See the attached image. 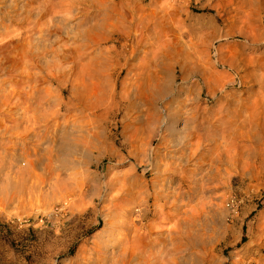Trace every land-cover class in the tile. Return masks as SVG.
<instances>
[{
	"label": "rangeland",
	"instance_id": "1",
	"mask_svg": "<svg viewBox=\"0 0 264 264\" xmlns=\"http://www.w3.org/2000/svg\"><path fill=\"white\" fill-rule=\"evenodd\" d=\"M124 1L128 38L121 40L114 36L102 44L81 41V58L77 53L78 65L71 68L73 75L70 73L67 78L45 71V89L52 91L45 105L51 106L57 96L63 103L58 134L71 132L69 137H75L78 144V153L72 149L75 155L67 156L76 165L59 162L53 170L63 180L62 187L67 185L64 179L69 173L78 171L76 181L81 184L76 195L80 201L69 204L68 201L72 202L69 196L63 199L59 197L61 193L49 190L46 201L37 194V197L26 195L24 199L15 197L8 204L0 203V264H90L100 259L96 252L100 248L112 250L111 239L120 231L112 236L109 230L114 225L121 228L138 218L140 227L151 225L153 232L165 238L168 228L176 218H181L184 210H191L190 216L195 217L190 233L193 240L187 247L181 243L177 246V256L187 264H197L196 261L198 264H264V131H259L255 138L250 137L247 127L233 133L229 128L223 131L217 126L213 129L217 133L215 137L234 134L233 149L239 150L236 160L219 163L220 176L204 181L203 185L190 182L184 183L186 187L175 182L167 190L165 183L163 195L169 196L166 206L162 205L163 198L150 197L154 189L161 188L156 167L163 168L165 162L178 156L177 142L186 116L213 122L222 117L238 125L241 120L236 117L237 111L247 117L255 110L264 120V0ZM54 38L55 35H50L45 46L49 47ZM160 39L170 42L166 41L169 50ZM70 43L68 39L65 45ZM104 50L112 51V55L121 50L126 53L120 61L103 54L109 61L99 68V52ZM45 58L54 60L51 54ZM72 62L65 59L63 67H72ZM163 62L173 64L171 76L162 69ZM101 69L109 71L113 78L112 96L103 102L95 99V90L90 86L84 89L79 84H65L78 73H95ZM152 77H165L168 84L164 95L155 101L149 100L154 89L147 80ZM18 79L15 84L22 85ZM133 81L138 85L131 86ZM127 92L129 98L124 96ZM165 107L180 110L172 124L175 131L170 130L171 121H163ZM151 111L158 125L150 133L137 131L138 135L135 126L145 121ZM203 146L206 149L207 142ZM0 153L4 155L5 151ZM20 153L16 152L11 169L9 161L5 163L0 178L7 173L15 176L14 170L25 165ZM194 162L189 160L185 170L192 169ZM41 172V167L35 170ZM109 180L117 184L111 192L106 188ZM186 189L189 209L181 210L179 202L175 203L177 207L170 208L175 193ZM42 190H48V185L43 184ZM14 191L15 188L11 189ZM131 192L136 193L134 199L130 198ZM19 200H24L27 208L16 209ZM123 201L124 207L131 209L130 215L122 218L116 214L114 218L112 209L122 206ZM157 208L162 212L153 214ZM169 212H174L173 217L166 215ZM199 242L200 250L196 249ZM187 253L198 257L187 260Z\"/></svg>",
	"mask_w": 264,
	"mask_h": 264
},
{
	"label": "bare ground",
	"instance_id": "2",
	"mask_svg": "<svg viewBox=\"0 0 264 264\" xmlns=\"http://www.w3.org/2000/svg\"><path fill=\"white\" fill-rule=\"evenodd\" d=\"M19 3H21L20 6H18ZM125 6L126 2L124 0H0V151H5L4 155L0 153V170L5 168L4 165L8 161V168L11 169V166L15 162V154L17 151H20L21 153L19 156L26 160L24 166H18L16 170H14L15 176L6 172L7 174H5L4 178H0V203L8 204L9 201L15 200V197L24 199L26 195L27 197L30 195H36L37 197V194L46 201L49 196V190L61 193L59 197L63 199L69 196L68 200H72V202L68 201L69 204L80 201L79 196L76 195L78 184H81L79 180V182L76 181L77 177L75 174L78 171L76 172V169L74 170L75 172L69 171V175L66 174L68 175L66 177L67 179H64L67 185L62 187L63 180L59 177V174L53 170L55 164L59 162L67 164L69 162L71 166L72 164L76 165L75 161L70 160L67 156L68 153L74 154V151L78 153V144L75 137H69L71 132L58 134L59 122H61L59 119L61 116L59 111L63 103L57 96L51 106L45 105L49 101V98L52 97V91L45 89V71H49L47 74L55 73V77L58 78H64L65 76L67 78L70 73L73 75L71 68L78 65V61L76 60L77 53L79 54V58H81V41L102 44L108 42L109 39H112L114 36L121 40L128 38L127 33L129 27L126 25ZM50 35H55L56 38L52 41L50 40L51 43L48 47L45 46V41H48L46 39H49ZM160 36H163V34ZM68 39L71 40V43L65 45ZM160 40L161 42H159L166 48L168 40H166L167 42L163 39ZM139 44L138 42L137 45ZM167 48L169 50V47ZM112 53L113 52L110 50L99 52V68L105 67V64L108 63V56H113V58H116V61H120L125 57L126 52L121 50L116 51L113 55ZM47 54H51L54 60L46 59L45 56ZM103 54L108 56L104 58ZM65 59L73 61L72 67H63ZM162 65V69L169 73L168 76H171L173 64L163 62ZM17 78L23 83L22 85L17 86L15 84ZM111 79H113L111 73L101 69L97 70L95 73L94 71H83L82 74L78 73L73 79L66 80L65 84H79L82 85L84 89L90 86L95 90V99L103 102L104 99H110L112 96ZM166 81L165 77L164 79L152 77L147 80L148 86L154 89L152 93L150 92L149 100L155 101L164 95L163 93L165 89L167 90L168 85ZM133 85L137 86L138 83L133 81L131 86ZM123 89L126 92V87ZM124 96L125 98H129L128 92L124 93ZM89 97L90 96H88V98ZM177 108L165 107L162 115L164 118V120L162 119L163 121L169 120L172 122L169 124L170 130L171 128L173 130L175 129L172 124H175L178 114L180 113V110H177ZM239 112L240 111H237L236 114V117L241 120V123L238 125H236V121L224 120L222 117H217L214 122L212 120L210 121L208 118H202L203 120L199 121L194 116L189 117L187 114L188 116L184 118V125L180 130L181 137L178 139V142L177 139L175 141L177 144H180V148L177 151L178 156L175 157L173 155L175 159H170L171 161L168 160L165 162L163 168H160V166L156 167L158 176H161V178L159 177V181L162 183L160 184L161 186H159L161 187L160 189L152 190L153 192L150 194V197L155 200L163 198L165 201L163 200L164 202L162 205L164 206L169 200L168 195H163V191H166L165 183H168L166 188L168 190L175 182H177L179 186L190 182H199L203 185L205 183L204 181L207 182L208 180H214L215 177H219V163L224 160L229 162L234 161L238 155L237 152L239 150L235 151L233 149L236 145L233 143L235 138L233 133L235 130H239L242 126L247 127L250 132V137L252 135V137L255 138L259 131H264V120L260 118L261 114L258 116L257 111L253 110V112L249 113V116L242 117ZM154 115L155 114L151 111L147 114L145 121H139L138 126H135L136 132L144 131V133H150L151 130L158 125V122L154 120L155 117L153 118ZM233 116L234 115H232V117ZM205 123L206 126H204ZM216 123L218 124L215 125ZM217 126L223 131H227V128H229L233 131V133H231L232 136L229 137V132L227 138L223 135L215 137L217 133L215 132L216 130L214 131L213 129ZM201 131H203V133L199 134ZM190 140H193V143L191 142L190 144ZM204 142H207L206 149L204 148L205 146H203ZM176 145H174V147ZM72 149H74V151H72ZM203 149H205L204 152ZM175 152L176 151H174V153ZM189 160H195L192 164L193 168L185 170L184 167L187 166ZM38 167H41V173H35ZM174 179L176 181H174ZM43 184H45V186L48 185V190H42ZM116 185L113 180H109L106 183V188H108V190H106H113ZM189 187L191 186L189 185ZM14 188L15 191L11 192V189L13 190ZM153 188L154 187H152V189ZM135 192H131V199H134ZM188 194V189L184 192L175 193V196H173L174 198L169 203L170 208L177 207V204H175L176 202L181 203L178 204L181 210L186 208L189 199L185 197ZM23 201L24 200L16 201V209H24L26 207ZM119 201L121 202V200ZM124 206L125 203L123 201L122 206H115V208L112 209L111 212L115 215L114 218L117 217L116 214L120 215L122 218L130 215L131 209L125 208ZM161 209H155V213L153 214H160V212H162ZM189 211L191 210H184L181 218H176L178 216L175 217L176 219L173 225L169 224L172 226L168 228V236L165 238L153 232V226L151 225L146 226L142 224V227H140L139 222L141 220L138 218L125 223L121 228L118 224H116V226L114 225L110 228L109 233L113 236L118 229L120 231L111 239L110 247L112 250L107 252V250L100 248L96 251L100 259L94 260L90 262V264H187L180 255L177 256L179 253V248L177 246L181 243L187 247L192 239V236H190L191 223H194L193 219L195 217L192 218L194 215L191 217ZM194 212L196 211H192V213ZM166 215L173 217L174 212H169ZM177 215L180 214L178 213ZM203 216H205V213ZM168 218L173 219L171 217ZM109 223H111V221H109ZM154 229L157 228L154 227ZM157 231L158 230H156V232ZM160 231L163 233V230H159V233ZM201 244V246L204 245V240ZM199 245L200 242L197 243L196 249H199ZM107 247L109 248V246ZM193 249L194 248H192V250ZM201 250L203 251V247ZM95 254L96 253H94L92 259L95 257ZM197 257L196 254L187 253L186 258L187 260H193ZM199 258L202 257L200 256ZM88 261L91 260L89 259ZM198 262L199 261H196L197 264Z\"/></svg>",
	"mask_w": 264,
	"mask_h": 264
}]
</instances>
